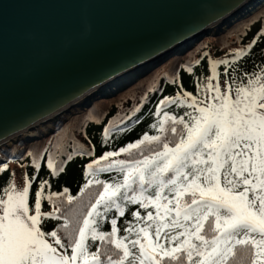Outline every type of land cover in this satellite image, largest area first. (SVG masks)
<instances>
[{"label":"snow or ice","instance_id":"obj_1","mask_svg":"<svg viewBox=\"0 0 264 264\" xmlns=\"http://www.w3.org/2000/svg\"><path fill=\"white\" fill-rule=\"evenodd\" d=\"M255 81L243 82L235 98L210 83L208 89L215 90L212 99L218 102L200 107L192 97L189 107L198 115L185 113L188 121L170 117L183 126L180 130L170 128L179 136L174 147L165 142L163 150L151 157L113 160L100 169L119 166L123 182L113 185L97 180L102 190L83 218H76L70 229L72 221L64 215L60 225L64 239L56 230L44 232L40 226L42 218L60 219L55 216L59 208L41 212L47 182H41L31 208L30 181L21 188L10 184L4 190L6 199L0 198V264H264V75H257ZM164 116L169 118L167 112ZM160 131H164L163 121ZM145 140L159 141L160 137L145 134L143 140L119 151L138 147ZM117 154L107 152L100 159ZM7 167L3 164L0 171ZM48 167L55 166L49 161ZM133 185L139 187V194ZM152 186L155 193L144 196ZM165 189L174 196L163 195ZM72 199L69 196L68 202ZM123 201L155 208V215L146 213L143 226L129 222L123 230L134 233V238L118 235L121 230L115 218L110 232L99 231L110 209L124 215ZM72 215L77 216L75 212ZM132 215L138 221L141 218L139 211ZM89 240L93 244L100 241L103 250L100 245L90 250L93 245Z\"/></svg>","mask_w":264,"mask_h":264},{"label":"water","instance_id":"obj_2","mask_svg":"<svg viewBox=\"0 0 264 264\" xmlns=\"http://www.w3.org/2000/svg\"><path fill=\"white\" fill-rule=\"evenodd\" d=\"M262 5L264 0H0V146L57 113L67 115L56 125L63 123L77 106L85 110L115 95ZM125 73L134 77L119 83ZM109 84L116 89L105 92Z\"/></svg>","mask_w":264,"mask_h":264},{"label":"trees","instance_id":"obj_3","mask_svg":"<svg viewBox=\"0 0 264 264\" xmlns=\"http://www.w3.org/2000/svg\"><path fill=\"white\" fill-rule=\"evenodd\" d=\"M263 10L264 5L230 25L223 33L207 36L223 39L245 25L241 27V32L235 38V45H231L228 40L213 44L203 38L184 53L188 56L183 61H175L168 67H164L165 65L160 67L164 61L156 67L157 69L154 68L146 74V77L143 76L133 86L124 89L125 91L117 98L109 99L111 102L103 104L102 107L99 106V102H94L81 113L72 115L63 123L56 125L54 130L42 137L37 145L33 143L35 141L25 144L22 140L17 153L13 149L4 148L5 150L1 152L3 159L0 161V166L7 164L8 167L0 171V198L5 196L4 190L14 182L13 164H20L25 182L30 181L31 184L28 193L30 208L34 205L35 194L40 189L41 182L46 181L41 198V212H54L55 209H60V212L55 213L60 219L42 218L40 225L42 231L56 230L64 239V229L60 227L64 223V215L72 221L69 224L70 229L74 226L76 218H83L90 205L95 203L98 192L102 190V184H97V180L113 185L123 182L124 174L119 171V166L107 171L100 169L106 168L113 160L136 161L143 160L144 156L151 157L153 153L163 150L165 142L169 147H174L179 136L171 133L170 128L175 126L180 130L183 126L174 124L170 117H184L185 121H188L190 117L185 113L198 115L189 104L192 102V97L198 101L203 96L213 77L225 83L231 92L236 93V89L243 82L251 80L254 84L257 75H264ZM219 61H228V63H218ZM187 93L192 95L188 96ZM122 95L124 98H120ZM165 98L171 99L165 101ZM172 99L175 100L174 103L171 102ZM162 101L165 102L161 103ZM165 112L168 113L167 119L164 116ZM76 119H78L77 123L68 128L70 122ZM162 121L163 132L160 131ZM66 127L72 129L71 135L66 134L68 130ZM145 134L159 136L160 140L152 142L145 140L138 147L125 152L119 151L143 140ZM107 152L118 154L100 159ZM49 161L55 167L49 168ZM37 164L39 167H36ZM89 164L92 165L91 168H88ZM89 181L92 183L89 184ZM133 187L139 194V187L137 185ZM155 191V186L148 187L143 195H153ZM131 194L129 192V195ZM163 195L171 198L174 193L165 189ZM69 196L73 197L71 203L68 202ZM122 207L123 216L115 208L104 214L99 231L110 232L111 219L115 218L117 227L121 230L118 235H129V238H134V233L128 234L123 231L129 226V222L133 226L137 223L143 226V218L148 211H152L155 215V208L152 205L142 208L139 203L123 201ZM136 211L141 214L139 221L132 215ZM72 212L77 216L74 217ZM29 214L34 213L30 211ZM47 239L53 242L51 237ZM89 244L93 245L90 249L92 251L97 245L101 246V250L104 247L100 241L93 244L89 240ZM68 251L70 253V249Z\"/></svg>","mask_w":264,"mask_h":264},{"label":"rangeland","instance_id":"obj_4","mask_svg":"<svg viewBox=\"0 0 264 264\" xmlns=\"http://www.w3.org/2000/svg\"><path fill=\"white\" fill-rule=\"evenodd\" d=\"M262 13H264V10L262 11ZM233 25V24H232ZM239 26H241V25H239ZM245 25H243V26H241L242 28L244 27ZM241 27H239L238 29H236V30H234V31H232L231 32V34H230V36L229 35H227V36H225L223 39L222 38H213V37H204V40H206V42H209V43H213V44H215V43H217V42H224V41H227L228 40V42H230V44L231 45H235L236 43H235V38L237 37V35H238V33L239 32H241L240 31V29H241ZM227 29V28H226ZM225 29V30H226ZM224 30V31H225ZM223 31V32H224ZM222 32V33H223ZM221 34V33H220ZM219 35V34H218ZM210 36H215V35H210ZM237 42V41H236ZM188 55L187 54H184V55H182L181 57H176V58H169L167 61H165L162 65H160V67H162V66H164V67H168V66H170V64H172L173 62H179V61H183L186 57H187ZM160 67H158V68H160ZM157 69V68H156ZM146 77V76H145ZM140 79H138L136 82H138ZM136 82H134V83H132L131 85H130V87L131 86H133ZM213 84V85H219V88H220V91H221V93H227V94H229L232 98H235V96H236V93H234V92H231L229 89H228V87L225 85V83H223V82H221V81H219L218 79H216L215 77H213V79L209 82V84ZM208 84V85H209ZM129 87V86H128ZM128 87H127V89H128ZM126 89V88H125ZM125 90H122V91H120V92H117L115 95H113V96H110V97H108V98H102V99H98V100H95L94 102H99V106H103V104H107V102H111V101H109V99H111V100H113V98H117L118 96H119V94H121V93H123ZM127 95V94H126ZM215 96V90L214 89H212V90H209L208 89V86L206 87V89H205V91H204V93H203V96L197 101L198 102V105L200 106V107H204V106H206L208 103H214V102H218V101H213V97ZM120 98H124V96L122 95ZM93 102V103H94ZM92 103V104H93ZM105 107V106H104ZM81 109V108H80ZM82 110V109H81ZM81 110H76V113H74V114H72V115H75V114H77V113H81L82 111H84V109L81 111ZM71 115V116H72ZM87 116H85V118H86ZM66 117H64L63 116V120L65 119ZM67 120V119H66ZM65 120V121H66ZM77 120L78 119H76V120H74L73 122H70V125H68L67 127L69 128L70 126H73V125H75L76 123H77ZM79 124V123H78ZM53 126V125H52ZM66 127V128H67ZM52 128H54V127H52ZM65 128V129H66ZM67 128V129H68ZM64 129V130H65ZM66 129V130H67ZM50 134V133H49ZM48 134V135H49ZM66 134H69V135H71L72 134V129L70 128V129H68L67 131H66ZM42 138H38V139H36V140H34L35 142H33V141H31V142H33V143H35V145H37L38 143H40V140H41ZM20 141H22L20 138H18V139H16L15 141H11V142H6V143H4L2 146H0V161L3 159V155H2V151H4L5 149L4 148H8V149H13L14 151H15V153H17L18 151L17 150H20L19 148H18V146H19V144H20ZM25 144H29V143H26V142H24ZM32 143V144H33ZM13 168H14V174H15V178H14V182H13V184L17 187V188H21V187H23L24 186V184L26 183L25 182V177H24V174H23V172H22V169H21V167H20V164H13ZM1 198H4V199H6V195L4 196V197H1ZM0 213H2V207H0Z\"/></svg>","mask_w":264,"mask_h":264},{"label":"bare ground","instance_id":"obj_5","mask_svg":"<svg viewBox=\"0 0 264 264\" xmlns=\"http://www.w3.org/2000/svg\"><path fill=\"white\" fill-rule=\"evenodd\" d=\"M217 26H218V24L213 26L212 32H215L217 30ZM131 76L134 77V75H131V73H128V74L125 73V74L121 75V77L118 78L119 79L118 81H119V83H121V82H123V80H126V79L129 80V79L132 78ZM115 87L116 86H114L113 84H109V86L103 88V90H105V92L106 91H111V90H115L116 89ZM102 92H104V91H100L99 94H101ZM88 97H89V95H85L82 98H80L78 100V104H80L81 102L85 101ZM76 109H79L78 106L76 108H74L73 110L76 111ZM63 116H67V115H63V114L61 115L60 113H57V115L55 117L53 116L49 121H46L43 124H39L37 127H35L32 130L27 129L23 133L14 136L13 138L9 139L6 142L9 143L11 141H15L18 138H20V139L21 138H26L27 136H32V135H37V134L39 135V134H41L43 132H47L48 129H50L52 127H55L56 123L59 122L60 120H62Z\"/></svg>","mask_w":264,"mask_h":264}]
</instances>
